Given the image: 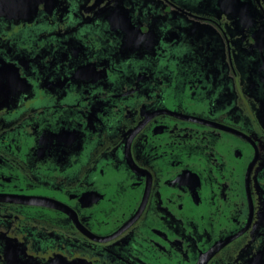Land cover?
I'll return each mask as SVG.
<instances>
[{"label": "flooded vegetation", "instance_id": "1", "mask_svg": "<svg viewBox=\"0 0 264 264\" xmlns=\"http://www.w3.org/2000/svg\"><path fill=\"white\" fill-rule=\"evenodd\" d=\"M0 264H264V0H0Z\"/></svg>", "mask_w": 264, "mask_h": 264}]
</instances>
